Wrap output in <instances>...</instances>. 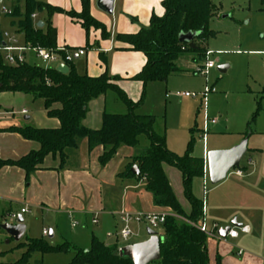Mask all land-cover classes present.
<instances>
[{"label":"crops","instance_id":"obj_1","mask_svg":"<svg viewBox=\"0 0 264 264\" xmlns=\"http://www.w3.org/2000/svg\"><path fill=\"white\" fill-rule=\"evenodd\" d=\"M40 1L61 7L65 11L81 12L83 8L82 0ZM163 1L115 0L114 12L109 15L98 6L97 0H90L91 15L106 25L110 33L108 39L102 38L99 29H90L87 34L81 21L77 18L74 19L66 13H55L52 17V24L57 30V46L85 49V55L76 54L72 62L77 72L80 75L91 77L100 76L105 72L110 76H119V80L114 82L127 93L129 98L137 102L141 98L144 86L142 82L132 78L142 70L147 58L142 52L128 49L129 45L118 41L116 36L118 34H135L140 29L148 27L153 15H164ZM45 16V13H36L35 22L42 21ZM17 20L18 18L13 19L14 25ZM6 37L8 40L3 43L14 46L16 43V47H26L23 35L17 32V25L15 35ZM20 41L22 44H19ZM29 51L32 50L25 51L26 62H28ZM101 54L106 57V63L102 60ZM179 58L176 61L178 67ZM79 60L80 62H78ZM53 64L54 67L50 66V68L57 69L58 64ZM167 81L156 82L167 83ZM156 82H149L146 89L150 84ZM110 92L115 93L108 91L89 102L87 114L82 121L84 127L98 130L102 127L104 113L125 114L128 112L127 106L121 100L123 104L118 102L119 100ZM168 98H170L169 94L166 95V99ZM135 112L141 115H151L146 111H140L139 107ZM14 126L57 129L61 123L59 119L47 115L44 99H34L32 95L24 92L2 91L0 92V129L4 130ZM155 130L158 132L156 123ZM201 131L202 129H200ZM140 139L141 136L139 144L135 147L122 145L115 157L103 166L99 158L104 152V147L98 146L90 150L88 139L81 138L76 148L67 149L68 158L63 169H58L59 157L50 155L45 159L42 167L31 174L29 184L26 183V172L21 167L12 165L1 167L0 220L7 218V215L13 211L20 212L22 208L27 209V212L22 214L23 217L31 212H35L43 220L53 216L49 224L50 229L43 228L42 236L46 237L43 232L48 230L51 238L58 236L63 242L65 237L59 230L60 220L68 218L72 222L73 229H76L80 222L85 226H91V238L95 235L108 246L115 245L120 249L115 242L109 241V238L114 234V226H118L116 241L119 240V228L121 229L123 226L122 212L153 213L168 210L155 204L152 193L146 188L145 179L120 176L133 158L149 147L150 140L148 139L149 145L139 149ZM39 149V142L26 139L18 132L0 131V160H19ZM251 150L262 151L248 148V151ZM207 152L206 147L205 153ZM197 157L205 158V154ZM261 161L260 159L253 171L244 167L242 168L243 176L236 174L235 178L229 180L226 178L215 185L209 191L207 201H204V198L197 192V188L200 189V193L204 192V176L197 177L193 181V193L203 202V210L205 209L209 226L217 223L224 229L243 225L250 228L248 233H240L237 238L224 240L217 235L210 236L213 240L210 247L207 245V248L209 259L210 253H214L215 264L218 257L222 264H264V162ZM247 163L249 166L255 164L251 157ZM166 165L164 164V170L172 188L171 177L182 184L184 195L181 172L178 174L173 170L175 167ZM189 208L188 211L191 210V205ZM95 219L97 222H93ZM137 224L141 225L142 223ZM25 225L27 227L25 235L17 242L16 249H25L18 248V244L25 243L27 238H39L28 236L29 227L26 222ZM103 234L107 239H103ZM148 239L149 237L135 243ZM39 261L41 260L36 261L37 264Z\"/></svg>","mask_w":264,"mask_h":264},{"label":"trees","instance_id":"obj_2","mask_svg":"<svg viewBox=\"0 0 264 264\" xmlns=\"http://www.w3.org/2000/svg\"><path fill=\"white\" fill-rule=\"evenodd\" d=\"M261 4L264 5V0H261ZM82 7L81 12L65 11L40 0H13L10 14L18 18L17 32L23 35L25 45L30 47H57V30L52 24L55 13H66L79 19L87 34L93 27L101 31L103 39L110 38L106 25L91 15L90 0H82ZM163 7L164 15H153L148 27L135 34L116 36L118 41L129 45L128 49L142 52L147 58L142 70L132 78L142 82L144 86L137 102L129 98L114 82L119 80V76H110L107 72L97 77L80 75L72 62H67V74L56 68L41 67L28 62L13 66L0 56V92H24L32 95L34 99H44L47 115L59 119L61 123L57 129L31 126L0 129L18 132L26 139L40 143L39 150L32 151L19 160H0V168L6 165L21 167L26 172V183L29 184L31 174L40 169L50 155L59 157L58 169H63L67 163V149L76 148L81 138L88 139L90 150L98 146L104 147L99 161L105 166L122 145L135 147L139 144V137L145 135L150 140L149 147L135 156L120 176L145 179L146 188L152 193L155 204L174 213L166 218L163 225L165 239L160 244L161 259L156 262L210 264L206 235L196 226L203 216V202L193 193V181L204 176L205 166L204 158L194 155L196 128L190 131L192 137L186 153L178 155L168 148L166 136L155 130L156 118L137 114L135 111L144 101L149 82H166L172 74L182 72L176 64L180 55L194 52L201 58L206 57L208 50L204 44L216 35L209 26L214 15V6L211 0H164ZM36 13L46 14L42 27L33 18ZM189 32L199 33L194 38L197 48L192 49L188 43L180 41V34ZM3 42L0 38V46ZM101 58L104 63L107 62L103 54ZM108 91H114L118 95L127 106L128 112L104 113L102 127L98 130L84 127L82 121L87 114L89 102ZM257 115L258 112L254 119ZM164 164L181 172L184 195L191 205L190 212H186L177 199ZM135 165L140 170L139 175L131 171ZM1 225L0 220V230ZM19 247L26 251L16 264L27 262L36 252L46 254L71 251L73 258L69 264H133L131 258L119 255V249L115 245L108 246L95 235L91 238L89 249H82L68 242L54 246L42 238H27L26 243L18 244ZM38 264L42 262L39 261ZM216 264H222L219 257Z\"/></svg>","mask_w":264,"mask_h":264},{"label":"rangeland","instance_id":"obj_3","mask_svg":"<svg viewBox=\"0 0 264 264\" xmlns=\"http://www.w3.org/2000/svg\"><path fill=\"white\" fill-rule=\"evenodd\" d=\"M211 2L214 6V15L209 26L216 35L207 40L204 45L207 50L214 52L209 59L215 63V68L210 71L208 80L204 74L198 72V68L204 67L206 57L201 58L197 53H183L178 63L183 71L172 74L167 83L150 84L139 108L140 111H146L156 118L158 132L167 136L168 147L178 155L186 153L192 137L190 131L196 128L194 154L203 156L206 153L200 132L205 121L202 101L200 98L186 97L184 93H198L204 91L206 86H214L216 92L208 97L207 113L210 119L216 120V124L208 128V152L211 149H230L247 138L249 149L262 151H248L239 167L241 169L248 167L250 171H253L260 159L262 163L264 162V5L261 4V0H211ZM12 4L13 0H2L0 3V38L3 41L8 40L5 33L13 37L16 31V25L13 24L14 17L7 13L12 8ZM19 44L22 42L20 41ZM15 46H17L16 43ZM8 53L0 48V56L3 59ZM12 53L18 54L19 52ZM27 61L32 65L54 67L53 63L43 64L44 62L33 51L28 52ZM224 65L228 66V70L222 73L219 67ZM110 93L123 104L118 95H115L116 93ZM167 94L170 96L168 99H166ZM257 112L258 115L254 119ZM140 140L139 149L149 145V140L145 135H142ZM250 157L255 163L253 166L247 163ZM236 169L238 168L231 170L232 173L227 176V180L235 178ZM173 170L180 174L177 169ZM171 179L175 194L183 208L188 211L190 204L183 195L182 184L172 177ZM214 186L208 174L205 193H200L199 188L197 192L204 198V201H207L208 193ZM13 212L19 213L18 211ZM171 213L174 215L172 211ZM24 219L29 227L28 236L43 238L54 246L68 242L82 249L90 248L91 226H85L80 222L79 226L73 229L72 222L68 218L61 219L59 230L65 237L62 242L58 236L55 238L49 235L42 236L43 228L50 229L49 224L53 216L43 220L35 212H31L24 216ZM1 222L2 224L15 223L9 218H2ZM131 228L134 236L128 241L121 238L116 241L118 226H114V234L109 241L115 242L118 247L122 248L149 237L146 223L141 225L133 223ZM53 229L55 230L54 227ZM159 236L164 241V234L161 233ZM102 237L107 239L105 234ZM212 240L210 236H206L208 247ZM16 244L17 241L12 239L6 231L0 230V264H16L19 261L26 249H16ZM4 251L5 253H2ZM72 258V251L46 254L36 252L27 262L20 264H37L38 260H41L42 264H69ZM214 259V253H210V264H215Z\"/></svg>","mask_w":264,"mask_h":264},{"label":"built area","instance_id":"obj_4","mask_svg":"<svg viewBox=\"0 0 264 264\" xmlns=\"http://www.w3.org/2000/svg\"><path fill=\"white\" fill-rule=\"evenodd\" d=\"M7 11V10H6ZM7 13H11V9L7 11ZM36 17V14H33V18ZM8 34L5 33V36ZM3 50L9 52L5 56V62L9 65H19L24 62H26L25 59V51L32 50L36 53L37 57L40 58L44 63L50 64V63H56L58 66L60 64H67V62H73L75 59L76 54L77 55H85L86 51L83 48L75 49L70 48L66 46H57L55 49H49L46 47H16L14 45L6 44L5 46H0ZM12 52H19L18 54H13ZM220 53V52H218ZM214 52L208 50L206 53V63L204 67L198 68V72L204 74L206 77V80H208V75L210 73V70L215 68V63L209 59V56L213 55ZM216 88L214 86H206L204 91L198 92V93H189L186 92L184 95L186 97H192V98H200L202 101V109L204 110V126L201 131V138L204 144V148L206 151L207 147V136L209 131V125L215 124V119H210L209 115L207 113V106H208V97L211 93H215ZM207 154V153H206ZM205 154V166H204V193L206 190V180L207 176L209 174L208 169V162H207V155ZM235 174L238 176H243L244 172L243 170L238 167L236 169ZM232 172L230 171L229 174ZM228 174V175H229ZM27 209L22 208L19 213L17 212H11L7 215V218L11 219L13 222L12 224L18 223L19 216L26 213ZM172 215L171 210H164L161 212H153V213H131V212H122L121 213V221L123 223V226L120 229L119 237L124 240L128 241L132 236H134V232L131 228V223L137 222V223H146L148 225V228H151L155 232H157L158 235L161 233H164V223L166 218ZM93 222H97V220H93ZM75 225V224H74ZM203 233H205L208 236H218L220 239L226 240L227 238H237L240 233H248L250 231L249 226H239V227H233L231 228L227 234L226 237H223L220 232L224 229L221 228L217 223H213L211 226L207 223L206 219V213L205 209L203 210V216L200 222L196 225ZM43 234L45 236L49 235L48 230H44ZM241 253V252H240Z\"/></svg>","mask_w":264,"mask_h":264},{"label":"water","instance_id":"obj_5","mask_svg":"<svg viewBox=\"0 0 264 264\" xmlns=\"http://www.w3.org/2000/svg\"><path fill=\"white\" fill-rule=\"evenodd\" d=\"M1 1V0H0ZM115 0H97L98 6L107 14L112 15L114 12ZM44 24L42 21L38 22V26L42 27ZM198 32L181 33L180 41L189 44L190 48L194 49L197 46L194 43V38L198 36ZM6 44L3 43V46ZM228 69L227 65L220 66L219 70L224 73ZM57 70L61 73L67 74L69 72V66L67 64H60ZM248 151V140L244 138L236 146L226 150H211L207 154V162L209 169L210 182L214 185L224 181L229 172L240 166L241 160ZM131 171L135 175L140 174L139 168L135 165ZM1 228L8 233V235L15 241H20L26 232V225L24 222L23 215L19 216L18 223H4ZM231 227L223 229L220 234L226 237L227 232ZM149 239L143 242L130 244L119 249V255L122 257H129L132 259L133 264H151L161 259V248L162 242L161 237L152 230L147 228Z\"/></svg>","mask_w":264,"mask_h":264}]
</instances>
